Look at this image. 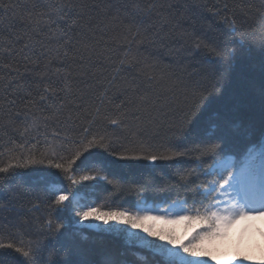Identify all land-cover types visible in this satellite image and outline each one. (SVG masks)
<instances>
[{"label": "trees", "instance_id": "obj_1", "mask_svg": "<svg viewBox=\"0 0 264 264\" xmlns=\"http://www.w3.org/2000/svg\"><path fill=\"white\" fill-rule=\"evenodd\" d=\"M2 2L8 5L7 9L0 8V39L6 45L13 43L18 50L25 42L31 45L34 40H40L48 48L55 49L56 41L47 38L51 32L46 27L43 34L31 33L30 38L29 35H25L30 29L22 25L20 17L29 12L34 16L48 13V4H60L63 0H2ZM74 2H83L90 6L85 19L91 20V25L87 31L77 30L73 35V42L78 48L84 42L96 43L98 54L86 65L87 74L81 73L79 62H69L72 70L69 94L61 91L64 88L63 75L69 70L68 66L54 61L48 74L41 78L39 73L45 63L44 58L40 59L39 65L27 64L18 56L7 57L3 61L4 64H11V67L3 69L0 74L6 75L12 84L7 92H0V101L4 104L0 109L2 153L0 160L7 163L13 155L27 154L30 150L39 155L49 148L67 154L75 140L86 134L90 137L92 133L107 125V121L100 119L92 123L93 118L97 116V108L101 116L108 115L113 118L117 112H133L140 104V97L147 91L146 111L138 113L147 123V128L143 134L131 136L119 129L108 127V132L113 134L114 143L108 153H103L106 167L97 174L107 175L113 184L130 185L133 182L151 179L152 186L147 191L128 192L120 191L119 187L114 188L113 184L107 182H82L70 185L58 170L44 168L26 171L24 174L26 183L21 185L14 195L10 193L7 197L0 196V204L4 205L9 204V197L12 198L8 210L0 211V242H13L19 245L35 240L39 228L48 217V205L54 199L52 192L46 189L50 186H63L70 200L65 202L62 211L53 214V219L61 223L63 233H70L74 239L87 237L82 246L86 254H91L88 258L99 259L101 253L110 252L118 255L127 264H167L166 258L160 256L157 251L163 241L149 237L140 229H131L123 224L115 225L114 222H109V225L96 220L77 223L78 217H75V212L83 210L77 203L83 196L85 199L81 203L94 202L91 206L99 207L101 211L110 210L105 205L119 207L132 213L143 214V211L149 210L152 217L162 218L148 219L144 222L158 224L155 232L171 236V227L180 225L184 232L189 234V237L181 240L182 242H187L197 233L203 234L206 222L187 217H194L196 209L203 211L204 206L210 202L196 190V185L211 178L206 175L210 160H205L202 166H198L195 153L191 152L181 160H160L155 163L144 159L118 158L120 152L134 144L155 151L158 155L169 154L167 150L172 144L169 141L171 134L168 127L181 115L180 109L184 99L182 90L185 85L194 86L200 79L197 75H190L196 69V65L187 58V53L177 55L183 41H167L161 45L146 44L139 48L133 43L130 50L126 48L124 37L127 27L140 21L143 17L142 10L153 0H74ZM164 2L183 5L185 0ZM187 2L206 4L207 9L215 11L214 6L218 0ZM226 2L230 10L228 15H231L232 11L239 12L243 5L252 4L254 10L260 6V0ZM207 9L204 10L206 15ZM143 18L146 26L150 21L147 17ZM208 19L210 21L212 17L209 15ZM260 24V18L256 15L254 20L244 24L242 30H255L259 35ZM183 27L188 25L185 24ZM55 28L53 25V29ZM21 36L23 40L15 43ZM125 51H128L129 57L158 64L157 75L163 70L172 80L178 81V86L171 90H167L165 86L148 90L143 77L138 76L139 66L134 68L125 66L118 73L115 72L114 64L119 62ZM17 67L19 74L14 71ZM57 67L61 69L59 75L55 74ZM216 70L222 69L217 67ZM262 83L264 72L261 69V57L253 47L251 52L244 51L239 55L236 64L230 70L229 80L224 85V95L213 106V110L219 112L226 124L236 122L252 132L247 140L239 139L231 146V154L234 155L237 167L240 165L246 144L258 138L264 123V108L260 96ZM46 84L55 90V96L39 101V95ZM28 92L32 93V97L28 99H36L38 103L26 108V101L22 98L26 97ZM12 100L15 104L9 103ZM85 129L88 130L87 133ZM202 138L203 133L199 126L194 127L181 143L180 149L194 148ZM111 151H116L117 157H113ZM190 170L191 182L187 184L180 182L179 176L187 175ZM82 174L84 173L77 172L75 176L78 179ZM12 183L16 181L13 180ZM162 186H166V190H161ZM34 205L36 207H33ZM233 223L237 229V242L231 244L234 256H241L240 245L254 244L260 255L261 264V261H264V217L237 219ZM225 228L222 235L214 237L224 238ZM138 255L144 259L138 260ZM0 264H18V258L15 254L0 255Z\"/></svg>", "mask_w": 264, "mask_h": 264}, {"label": "snow or ice", "instance_id": "obj_2", "mask_svg": "<svg viewBox=\"0 0 264 264\" xmlns=\"http://www.w3.org/2000/svg\"><path fill=\"white\" fill-rule=\"evenodd\" d=\"M7 7L8 5L0 0V8L7 9ZM47 7L48 13L34 16L29 12L27 15H21L20 22L30 29L29 33H25L30 38L31 33L43 34V29L46 27L51 32L47 38L56 41L55 49L48 48L40 40H34L31 45L27 42L23 43L17 50L13 43L6 45L0 39V72L11 67V64L3 63L7 57L18 56L27 64L35 65H39L40 59L44 58L45 63L39 73L43 78L48 74L53 62L58 61L61 65L69 67L67 73L63 75L64 88L61 89L69 94L72 77L69 62H79L81 73L87 74L86 65L98 54L96 43L84 42L78 48L73 42V35L77 30L87 31L91 25V20L85 19L90 6L83 2L63 0L60 4H48ZM214 8L215 11L207 9L206 4H190L187 0L183 5L153 0L142 10L143 17H147L150 22L145 26L142 17L138 23L134 22L127 27L124 41L128 50L133 43L139 48L146 44L161 45L167 41H183L181 49L177 50V55L188 54L187 58L196 65V69L190 75H197L200 79L194 86L185 85L182 90L184 99L180 109L181 115L168 127L171 134L169 141L172 144L167 150L169 154L158 155L155 151H149L135 144L125 148L119 155L116 151H111L113 157L118 155L121 160L144 159L152 163L160 160H181L189 152L195 153L198 166H202L205 160H210L206 175L211 178L196 185V190L210 202L204 206L203 211L196 209L194 217H187L206 222L203 234L197 233L187 242L178 241L171 235L155 232L144 225L145 220L162 218L152 217L149 210L143 211V214L132 213L119 207L105 205L110 210L101 211L99 207L91 206L94 202L81 203L85 199L83 196L77 200L79 207L83 209L75 212V217H78L77 223L96 220L105 225L114 222L115 225L123 224L131 229H140L149 237L164 242L158 246L157 251L160 256L166 258L167 264H209L208 260L200 259L209 257L213 261L216 260V257L203 246L205 239L222 235V230L237 219L264 217V123L258 138L246 144L240 165L237 167L234 155L231 154V146L239 139L247 140L252 132L236 122L226 124L222 121L219 112L213 110V106L224 95V85L229 80L230 70L242 52H251L253 47L256 48L260 53L261 69L264 72V0H260V6L255 10L252 4H247L241 6L239 12L232 11L231 15L227 14L230 10L226 0H218ZM209 15L212 17L210 21ZM256 15L261 21L259 35L255 30H242L244 24L254 20ZM185 24L188 27H183ZM53 25L56 26L55 29ZM21 40L23 36L18 37L15 43ZM125 66L128 68L139 66L138 76L143 77L148 90L160 86L171 90L178 86V81L172 80L163 70L157 75L158 64L129 57L128 51H125L119 62L114 64V71L118 73ZM25 67L27 68V65ZM217 67L222 70L217 71ZM14 71L19 74L18 67ZM60 73L61 69L57 67L55 74ZM11 84L12 81L8 80L6 75L0 74V92H7ZM49 96L54 97L55 90L46 84L39 95V101H44ZM260 96L264 108V83L261 85ZM28 97H32L31 92L22 98L26 101V108L38 103L36 99H28ZM9 103L15 104V101ZM147 104L148 95L145 91L140 97V104L133 112H117L113 118L108 115L101 116L97 108V116L93 118L92 123L100 119L107 121V125L92 133L90 137L86 134L75 140L67 154L49 148L39 155L31 150L27 154L13 155L7 163L0 160V196L7 197L10 193L14 195L16 190L26 183L24 175L26 171L44 168L58 170L70 185L82 182L113 184L107 175L97 174L106 167L103 153H108L114 143L113 134L108 132L107 128L119 129L131 136L143 134L147 123L138 113L142 114L146 111ZM3 106V101H0V109ZM197 126L203 133V138L194 148L181 150V143ZM87 132L88 130L85 129V133ZM77 172L84 174L79 175L77 179L75 176ZM191 175L192 170L187 175H180L179 181L190 183ZM13 180L16 183H12ZM150 186H152L151 179L133 182L130 185L113 184V187H119L120 191L137 193L147 191ZM46 190L52 192L54 199L48 205V217L39 228L37 238L29 240L27 244L19 245L13 242H0V255L15 254L18 264H127L118 255L110 252L101 253L99 259L88 258L91 254H86L82 246L87 237L74 239L70 233H63L61 223L53 219V214L62 211L65 202L70 200L66 189L63 186H50ZM161 190H166V186H162ZM11 202L12 198L9 197L8 205L0 204V211H7ZM62 237L63 243H61ZM137 259L142 260L144 257L138 255ZM232 259H239V264H243L250 258L234 256ZM217 264L220 262L217 261ZM261 264H264V261H261Z\"/></svg>", "mask_w": 264, "mask_h": 264}, {"label": "rangeland", "instance_id": "obj_3", "mask_svg": "<svg viewBox=\"0 0 264 264\" xmlns=\"http://www.w3.org/2000/svg\"><path fill=\"white\" fill-rule=\"evenodd\" d=\"M146 227L151 228L153 231H156L155 228L158 227L156 223L144 222ZM169 227V225H167ZM172 229V237L178 241L189 237L188 233L184 232V229L178 224L171 227ZM147 234V233H145ZM224 238L221 237H213L204 241L203 246L211 253L212 256L216 257V260L213 261L209 257H201L200 259L208 260L209 264H217V261L220 264H224V262H230V264H239V259H232L234 257L232 250V243L235 244L237 242V229L236 225L232 223L228 228L224 230ZM238 247L239 245H235ZM242 257H249V260L243 262V264H260V255L254 246V244L250 245H240L239 246Z\"/></svg>", "mask_w": 264, "mask_h": 264}]
</instances>
